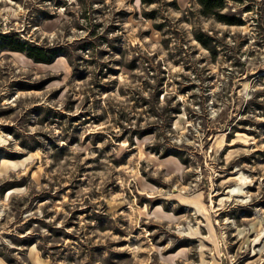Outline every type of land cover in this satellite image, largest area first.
<instances>
[{
  "label": "rangeland",
  "instance_id": "1",
  "mask_svg": "<svg viewBox=\"0 0 264 264\" xmlns=\"http://www.w3.org/2000/svg\"><path fill=\"white\" fill-rule=\"evenodd\" d=\"M222 12L0 0V264H264V0Z\"/></svg>",
  "mask_w": 264,
  "mask_h": 264
},
{
  "label": "trees",
  "instance_id": "2",
  "mask_svg": "<svg viewBox=\"0 0 264 264\" xmlns=\"http://www.w3.org/2000/svg\"><path fill=\"white\" fill-rule=\"evenodd\" d=\"M198 2L202 5L203 12L207 15H214L227 23L238 22V19L235 17L222 12V9L226 5V0H198ZM199 39L203 41L202 38L199 37ZM9 45L24 50L26 44L18 39L16 40V44L9 42ZM27 53L37 61L51 62L53 60L51 56H48V52L39 46L28 48Z\"/></svg>",
  "mask_w": 264,
  "mask_h": 264
}]
</instances>
